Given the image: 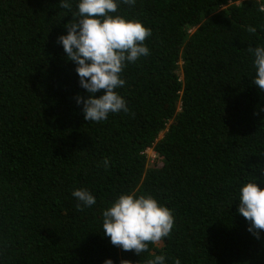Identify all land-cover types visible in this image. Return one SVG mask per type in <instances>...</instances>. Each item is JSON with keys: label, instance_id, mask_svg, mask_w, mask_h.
Here are the masks:
<instances>
[{"label": "trees", "instance_id": "1", "mask_svg": "<svg viewBox=\"0 0 264 264\" xmlns=\"http://www.w3.org/2000/svg\"><path fill=\"white\" fill-rule=\"evenodd\" d=\"M63 2L0 0V264H264V230L237 211L245 183L264 188V92L248 51L264 46V0H119L114 15L152 29L150 52L121 73L130 111L101 122L76 102L89 93L58 37L79 0ZM78 188L95 204L78 208ZM130 192L175 217L140 255L103 234V211Z\"/></svg>", "mask_w": 264, "mask_h": 264}, {"label": "clouds", "instance_id": "2", "mask_svg": "<svg viewBox=\"0 0 264 264\" xmlns=\"http://www.w3.org/2000/svg\"><path fill=\"white\" fill-rule=\"evenodd\" d=\"M122 2L129 6L135 4V0ZM119 6V0H79L75 14L78 18H72L65 25L67 34L58 37L66 58L77 64L81 87L89 93L86 98L79 95L76 98L77 104H83L82 111L87 121L101 122L107 119L109 113L130 111L127 101L117 91L125 84L121 73L127 66L126 62H136L150 52L145 40L151 36L152 29L138 19L114 15ZM61 7L71 9L67 0ZM259 11H264V7ZM247 30L256 32V28L251 26ZM248 51L254 56L256 70L252 82L264 92V46L249 47ZM176 80L181 81V71ZM101 90L103 94L97 97L95 94ZM179 109L180 101L177 100L175 111ZM168 122L158 130L154 140L166 132ZM148 148L155 153L151 145L144 149L145 154ZM109 163L106 157L104 166L108 167ZM257 179L260 177L241 187L237 211L250 221L248 230L259 238L260 231L264 230V188L258 186ZM72 195L80 202L78 208L82 205L90 207L96 202L94 195L86 188H78ZM102 215L103 234L110 238L111 243L139 255L148 250L149 243L157 244L169 236L175 221L173 210L160 204L155 197L150 194L137 196L132 192L122 193ZM164 262V255H155L148 264ZM104 264L114 262L108 258ZM120 264L132 262L122 259ZM174 264L181 262L177 259Z\"/></svg>", "mask_w": 264, "mask_h": 264}, {"label": "rangeland", "instance_id": "3", "mask_svg": "<svg viewBox=\"0 0 264 264\" xmlns=\"http://www.w3.org/2000/svg\"><path fill=\"white\" fill-rule=\"evenodd\" d=\"M146 155H147V163H146L147 165H148V163H151V161L153 159H157L156 154L150 148H148L146 150ZM160 243H161V241L155 245H160Z\"/></svg>", "mask_w": 264, "mask_h": 264}]
</instances>
